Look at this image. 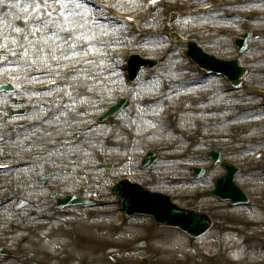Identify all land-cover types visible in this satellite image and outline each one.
<instances>
[{
  "label": "bare ground",
  "instance_id": "1",
  "mask_svg": "<svg viewBox=\"0 0 264 264\" xmlns=\"http://www.w3.org/2000/svg\"><path fill=\"white\" fill-rule=\"evenodd\" d=\"M15 0H12L14 2ZM256 3H253L252 5H259L252 7L251 9H254L256 7L263 8L264 7V0H256ZM238 7V6H236ZM219 11H222V13H217ZM224 10H215L210 11L208 13H205L207 15L204 19L205 21H213V22H219L222 23L224 26H235L239 23L238 20L235 19L234 16H232L231 12H224ZM157 20L160 18V14H156L155 16ZM200 24V20H181L178 21L175 25L176 28L180 30H187V27L194 24ZM253 25H262V24H256ZM232 39L226 38V37H215L213 39L206 40L204 42V45L208 48H212L215 50L220 51L221 53L226 54V51L229 49L232 43ZM146 49L152 50L150 48V45L148 44L146 46ZM175 52V50L173 51ZM258 53L260 56H264L262 52H253ZM252 54V53H251ZM177 57L176 53L172 54V57L170 60L175 61V58ZM255 60V56L251 57V62ZM171 62V63H172ZM250 62L249 58H245V63L252 65V76L251 81L264 84V76L261 74H258V69ZM170 63V64H171ZM178 63V62H177ZM166 66L163 71V80H166L167 87H170L168 85V74L172 75L174 74L179 68L175 69H168L170 66ZM179 65V64H177ZM172 68V67H171ZM262 70V69H260ZM9 73V71H8ZM191 77L188 76L187 79H190ZM214 80H207V81H196L194 83L192 90L197 91L200 88H196V85L199 84V86L203 87H209L213 85ZM161 83V80L159 78L154 79L153 81L149 83H142L139 92L136 93V96H141V94L146 92L147 88L155 89L156 87H159ZM117 82L114 80L106 79L101 81L100 83H94L90 84L93 86V89L96 90V92L99 93V95L95 97L90 93H87V96L83 98V107L78 110L80 118L81 116H85V118L88 115V112L93 108V102L94 101H103L109 97V90L116 87ZM182 88L186 89V83L182 85ZM73 96H75V93H73ZM32 99V97H31ZM29 100L27 103L28 106L36 105L37 107H40L39 102ZM168 100L172 101L173 99L168 96ZM222 99V91L216 88V94L215 98L212 99L213 102L219 101ZM68 97H64L62 101H67ZM133 105H136L133 103ZM138 107L135 108V112L137 113V117L135 119L134 125L138 128V130H142L144 128L150 127L155 120L159 119L158 116V107L159 102L150 101V103H141L139 102ZM131 109H133V106L131 105ZM187 109V108H186ZM33 109L31 107L28 108L27 111H32ZM244 111H240L238 115H235L238 120L244 119L245 115ZM257 114V112L253 113L252 115ZM260 114V113H259ZM202 118L205 123V127L202 128V131H194L189 134L190 138L185 139L184 136L179 134L177 131V128L181 125H187L189 119L192 118ZM212 118V117H211ZM175 119H171L173 121ZM4 123V124H3ZM10 123L9 119L7 118L6 114H0V135L6 136L7 131L3 132L2 128L6 127V124ZM194 123V121L192 122ZM129 124V121H127L125 117V111H123L112 123V125L106 129H97L92 130L91 132H88L86 134H83L81 132L75 133V136L67 135L68 132V125L63 123V118L61 121L56 122V124L50 126L47 123V120H43L40 123V131L43 136V138H37V136L32 135V131L26 129L25 127L21 128H15L13 131H17L19 135H21V139L15 141L14 145L15 147L21 148L23 146L29 145V144H36L37 147H40V152L37 153V160L34 162L33 165L29 167H25L24 169H19L17 171H13L12 173L8 175H0L1 181H7L10 182L12 185H16V190L23 195V199L26 201L27 206L35 208V210H43L46 207V203L38 198L40 196V192L45 188V183H51L52 178L54 180H60L62 178L69 180L73 179V183H75V173L76 168L71 169L68 173H62L54 175L53 177L49 178L45 183H41L38 181V173L41 170V167L44 163H54L59 164L62 162H67L70 160H73L74 157L78 164H84L88 163V148L90 150L91 147H99L101 146V140L102 136L104 134L110 135L111 140H109L107 147L101 146L102 150H105L107 153H110L112 156H114V164H115V170L119 172V169H134L135 166H138V161L133 159L132 157H129L126 164H121L118 162L121 161L122 158L127 157V152L132 151L138 146L149 143L150 141H158L162 142L157 145L162 146L160 151H157L156 154L160 156V160L156 162L154 167L151 168L149 172H147L148 176H153L156 169H159L162 167V172L157 173H166L167 172V179L165 181H154L153 186L163 187L166 189H171L176 193V196L185 202L192 203L194 206H204L205 210L207 211L208 216L213 222L214 231L226 233L229 232L231 228L236 226L238 223H244L247 222L248 219H250V216H252L251 219H257L260 215L264 214V204L263 206H257L254 205L253 207L249 209L244 208H237L232 211H229L225 208V205L222 203H218V206L207 204L206 201H204L203 198H200L201 196H198L197 192L193 189V186H174V184L179 183L181 181V177L184 175L179 169L178 162L183 161L186 158H190L191 160L198 159L197 157H200L203 154V147L208 145L207 140L209 138H212L213 135L219 134L216 133H210V131H216L217 129H227L230 126L228 123H226L224 120L218 124V122L214 123L210 121L209 116H204L203 112L200 107H193L189 110H185L182 112V116H179V121L172 123V125L167 126L165 131L162 132L160 135H154L151 139H141L138 142L130 140L129 137L125 136L121 132V128L123 125ZM64 129V132L59 131V129ZM150 129V128H149ZM47 130V131H45ZM260 134L264 136V128L260 130ZM98 132V133H97ZM48 133H51V135H48ZM25 137V138H24ZM24 138V139H23ZM240 141L243 143H247L248 138L246 136H239ZM70 140L71 143H64V141ZM257 144H251V147H254L258 144L264 147V138H259V141H257ZM151 143V142H150ZM155 144V143H153ZM188 148V153L186 156H184L180 149L182 147ZM231 149H225L223 152V157L225 159L227 158H234L235 161H238V157L235 155L238 154H232ZM155 154V153H154ZM35 157V156H34ZM222 157V160H223ZM237 157L238 159H236ZM90 164V163H88ZM62 166V164H59V166H55L56 168H59ZM64 166V165H63ZM85 166V165H84ZM43 168V167H42ZM166 169V171H165ZM42 171V170H41ZM223 173V170L221 166H218L217 170H214L211 173H208L206 175V178H210L209 181L212 182V178L214 176H219ZM173 174V177L170 176ZM114 175V170H111V177ZM117 175V174H115ZM158 175V174H157ZM258 177V175H255ZM237 180H239V185L241 188H243L244 191L247 192V190L250 188H254V186L261 185L262 182L258 179H250L245 176V174L237 175ZM264 181V180H263ZM204 182V180H202ZM60 184V183H59ZM58 184V185H59ZM93 193L95 190L99 192V194L104 193V184L101 178L95 177V184L93 186ZM263 187L260 188L262 190ZM258 190V189H257ZM66 191V190H65ZM261 195V193H258ZM15 193L8 194L7 197H13V200L15 199ZM251 196V195H250ZM249 196V197H250ZM264 199V196L262 197ZM12 200V201H13ZM10 202L8 205L2 207L0 209V240L4 241V246L6 248L10 244V246H13L14 241L17 239L15 237V232L17 229H19L22 225L26 224L32 227L34 234V237H32L31 241L26 243L24 246H18L17 247V253H14L15 258L27 256L30 253L34 252V249H38L39 251L35 252V255L39 257V260L42 262V264H51L53 261L56 263H59L61 258L57 255L51 254L50 251L54 249L48 248L49 245H52L54 243H64L61 245V247H58L59 251H62V249L65 247L67 249L68 255L74 254L78 256H85L87 258L86 264H103L105 260H107L106 256L102 253V249L109 247H112L115 245L114 243L109 242H103V239H111L112 237H116L119 232H115L113 230L109 231L105 228H103L102 224L104 220L111 219L113 216L116 215L115 209L112 207L109 208H101V209H90V210H83L81 208L77 209H69L65 211H56L51 215V221L39 223L37 221L24 219L21 215V213H17V211H13L15 208L14 201ZM27 209V207H26ZM204 210V212H205ZM69 212H72L73 214H68ZM18 219L15 220L16 227L15 230L9 231L7 228L3 229L1 227V221L5 218H13L17 217ZM65 214L75 215L70 218H65ZM76 216H79L81 219L80 225H74V223L77 221ZM73 218V219H72ZM79 220V219H78ZM13 221V220H12ZM54 221V223H52ZM251 221V220H250ZM102 222V223H101ZM10 223V221L7 222V225ZM79 223V222H78ZM107 226V224H106ZM144 225H141L138 223V220H133L130 225L128 226V231H132L135 229H138L139 227H142L143 229ZM141 229V228H139ZM18 232V231H17ZM122 232V231H121ZM98 233V237L100 239L95 238V234ZM162 237H164L163 242L169 243L170 242V235L177 236L178 234L172 231L169 232H163L161 233ZM35 238V239H34ZM112 241V239H111ZM34 242V243H32ZM252 242L245 241L246 245H250ZM27 245H32L30 249L27 248ZM117 248H121V246H116ZM57 251V250H56ZM251 254H253V251H251ZM70 258V255H69ZM106 258V259H105ZM111 258V257H110ZM103 259V260H102ZM112 259V258H111ZM38 260V259H37ZM38 260V261H39ZM8 260H1L0 264H10L9 262H6ZM39 263V262H38ZM251 264L249 261H238L236 263L232 264ZM41 264V263H39ZM154 264V263H153ZM221 264V263H220Z\"/></svg>",
  "mask_w": 264,
  "mask_h": 264
},
{
  "label": "snow or ice",
  "instance_id": "2",
  "mask_svg": "<svg viewBox=\"0 0 264 264\" xmlns=\"http://www.w3.org/2000/svg\"><path fill=\"white\" fill-rule=\"evenodd\" d=\"M0 23L9 25L0 37V66L23 68L28 74L25 78L38 83L43 81L31 75L32 71L47 76L53 84L60 80L54 91L61 94L60 99L68 97L70 103L54 102L58 112L47 123L52 126L63 118L71 128L79 116L78 98L93 91L89 82L99 79L103 67L102 59L89 57H104L102 49L109 43L103 38L106 30L97 32L99 25L89 13L87 0H0ZM67 135L75 136V129Z\"/></svg>",
  "mask_w": 264,
  "mask_h": 264
},
{
  "label": "rangeland",
  "instance_id": "3",
  "mask_svg": "<svg viewBox=\"0 0 264 264\" xmlns=\"http://www.w3.org/2000/svg\"><path fill=\"white\" fill-rule=\"evenodd\" d=\"M131 10H133V9H131ZM157 10L161 11L160 8H158ZM254 10L255 11H262L261 9H254ZM153 15H155V13H153L151 15V17ZM181 17H182V19H188V20H195V21H197L198 20V17H200V16L193 15L191 17H185V16L178 15L176 22L173 25H171V26L168 25L167 17H163V21L160 22V25L158 23H154L152 21H150L148 24L152 25L154 28H159V29H162V30H166L165 31L166 32V36L164 37V40L162 41V44L165 43V39L166 38H167V41L169 40L168 38H169V35L171 33H175V34H177L181 38V40H185V39H187V40H194V41H197L201 45V44H203L202 40L207 39V38H210V37H208L210 35H214V34L210 33L209 30H207L206 27L207 26H220L219 24H217L215 22H207L206 21V22L203 23V32H197V34H195L194 32H196V31H194L193 29L194 28L195 29L196 28H200L201 26H200V24H194V26L191 25V26L188 27L190 29H187L189 32L192 31L194 34L193 35H189L187 33L184 34V33L180 32L178 29H175L174 28V25L181 19ZM202 18H203V16H201V19ZM201 19H199V20H201ZM148 24L146 22L145 27H147ZM173 29H174V31L172 32ZM251 29L253 30V28H251ZM170 31H171V33H170ZM198 31H202V29H200ZM256 41L257 40H255V42ZM176 45L179 46L180 43L179 42H177V44L174 43V46H176ZM204 47H205V49L208 52H211V50L208 49L206 46H204ZM251 52H252V50H250L247 53V55H249ZM218 54H220V53H218ZM260 63H264V62H260ZM165 65H166V62L164 63V66ZM157 70H158L159 73L162 71L161 68H158ZM250 75H251V73H250ZM171 79H174V78H171ZM176 79H179V78H176ZM247 81L248 82L245 84V87H249V86L264 87V85L257 84V83H252L249 79ZM154 92L155 93H158L157 90L154 91ZM187 92L188 91H186V92L181 91L180 93L181 94H188ZM150 94H152V93H150ZM198 94L200 95V94H203V93H198ZM194 95H196V94H194ZM81 121H83V120H75V122L77 124L80 123ZM188 124L191 125V120H190V123H188ZM24 148L25 149H23L22 151H27V149L29 147H24ZM181 150H183V148H181ZM257 150H259V148H252L251 152H249V153L255 152ZM185 162H192V160H186ZM65 163L66 162H62L60 164H65ZM110 182H113V180H110ZM257 187H254V188H251V189L249 188L247 190L248 195H252L254 197H261V195L258 194V193H261V194L264 193V182H263V184L258 185ZM261 187H263V190H260ZM201 188L202 187H199V188H196V189L200 191ZM257 189H259V191ZM211 200L212 201H215V202H218L216 199H211ZM175 202L178 205H183V206L186 205V206H189V207L194 208V209L195 208L198 209V210L200 209V206L188 205V204H190L188 202H185V204H183L184 202L183 203L182 202H177V201H175ZM117 217L118 216H114L113 218L104 220L103 222H105V223L106 222H112L113 223L115 221V219H117ZM143 219H145V218H143ZM259 220L260 221L261 220L263 221L264 220V215H262L261 218L259 217ZM5 222H6V220H3L1 222V227H4ZM80 224H81V220L79 221V223L77 225H80ZM238 225H241L242 231H245V232H251V231L254 230V225H252V224H251V226H249L246 223H244V224H238ZM258 227L262 229V224L259 223ZM213 230H214V228L212 226V228L210 229V231L203 238H199L198 244H201V246L203 244L204 246H202V247L206 248L207 250H213V251H215L214 248H210V247L214 246V244L216 242H219V241L221 242L222 241V242H224L226 244V247H225L226 250H225V252L227 253L226 254L227 258H229L233 262L234 261L235 262L236 261H244L243 259L241 260L240 257L234 255V250L238 246H240L242 249H248L249 248L248 246H244L242 244L243 241H244V239H245L244 235L242 236L239 232L236 233L235 230H231L230 232H227L226 234H224L222 232H219V231L215 232ZM166 231L167 232H169V231L175 232L179 236H176L177 238H175L174 236L170 235V240L171 241L169 243L163 242L164 237H162L161 233L166 232ZM19 232H21V231H19ZM19 232H17V233H19ZM144 233L145 234H148V235L150 233H153L154 235L152 237H154V238H151L148 243H145V244L139 246V248L138 247H136V248L131 247L130 249H128L127 252H126V256H127L126 258L127 259L132 260L136 256H141L142 254H145V253H148V254L150 253V254L156 255L157 257L158 256L161 257V256H164V255H167V254L183 255V254H187V253H190L191 252V249L189 248V244L191 243L190 239L188 240V238H187V240H185L184 238L180 237V234H181L180 231L174 230V229H170V228H156V226L154 224H152L151 222L149 223V225H147L143 229H139L138 228V229H135L133 231H128V229H125L122 233L119 234V237L122 236V237H124V239H126L127 237L133 238L134 236H137V237L138 236H143ZM222 234H224V235H222ZM97 235H98V233L95 234V238L96 239L97 238L100 239ZM182 236H184V235H182ZM147 238H149V237H147ZM126 240H124L123 244H126L125 243ZM103 242H105V243L106 242H109L110 243L109 239H103ZM184 242H185V247H183V245H184L183 243ZM257 243H259V241L255 242V245H257ZM58 246H60V242L54 243L52 245H49L48 248L55 249V248H58ZM116 246H117V244L113 245L112 247H109L108 249H106L107 248L106 247V248L102 249V253L104 255H107L106 258H108L111 255L112 256L118 255V253L120 255L124 254V251L118 250V248H116ZM27 247H29V246H27ZM37 251H38V249L35 248L34 249V252L30 253V255H28V256H33L35 254V252H37ZM246 252H248V251H246ZM246 252H243L241 257L250 256ZM253 253H255L256 255L253 256V258L251 259L250 263L251 264L252 263L253 264H264L263 263L264 262L263 261L264 256H261V255H264V254H262V252H260L259 248H256L255 250H253ZM52 254H53V252H52ZM69 255H70V258H69ZM69 255H66V254L57 255V256H61L60 257L61 260L59 261V263H56L55 261H53V263H51V264H78V263H76L77 261H80V260L86 261V259H87L85 256H78V255H74V254H69ZM7 257H8L7 255L4 256L5 259H7ZM20 258H23V257H20ZM13 260H15V259H13ZM23 260L24 259L18 260V262H20L19 264H21ZM38 262L42 264V262L40 260Z\"/></svg>",
  "mask_w": 264,
  "mask_h": 264
}]
</instances>
